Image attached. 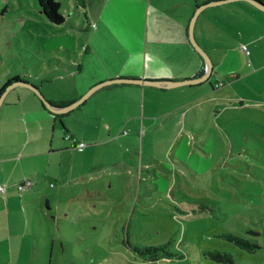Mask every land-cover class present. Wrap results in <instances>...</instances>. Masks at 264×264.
<instances>
[{"label": "rangeland", "instance_id": "374dc122", "mask_svg": "<svg viewBox=\"0 0 264 264\" xmlns=\"http://www.w3.org/2000/svg\"><path fill=\"white\" fill-rule=\"evenodd\" d=\"M58 1L62 24L51 23L35 0H0V84L14 75L27 81L54 77L60 71L48 69L50 53L75 62L65 46H99L105 31L87 24L83 1L91 15L104 11L103 24L118 22L109 10L127 9L140 37L150 0ZM158 1L151 0L150 10ZM40 89L45 95L46 85ZM180 98L189 111L178 127L151 128L152 136L140 128L122 147L103 145L97 161L110 170L91 182L57 183L61 192L51 186L50 209L28 241L26 264H264V117L258 123L255 111H232L226 126L212 115L205 127L207 115L194 116L199 103L189 93ZM200 203L209 207L199 210ZM225 232L259 248H242L220 236ZM164 244L172 257L151 260L142 251ZM213 249L231 252L233 263L206 255Z\"/></svg>", "mask_w": 264, "mask_h": 264}, {"label": "crops", "instance_id": "0c3cea01", "mask_svg": "<svg viewBox=\"0 0 264 264\" xmlns=\"http://www.w3.org/2000/svg\"><path fill=\"white\" fill-rule=\"evenodd\" d=\"M212 1L159 0L150 10V0L140 37L127 9L122 14L109 10L118 22L103 24L104 11L91 15L83 1L87 24H93L95 30L101 28L106 36L99 46L89 41H84L80 50L65 46L66 55L75 62L50 53L54 62H48V69L59 70V75L29 82L41 88L46 85V98L62 106L112 78L198 77L205 71V61L189 39V25L197 8ZM74 29L85 30L76 25ZM131 33L137 38L131 39ZM194 35L213 62L211 74L199 83L161 87L111 82L65 113L49 110L27 86L6 91L0 105V183L6 186L0 194V264L29 262L28 241L37 237V223L50 209L51 186L61 192L64 188L57 183L91 182L110 170L109 165L97 161L103 145L122 147L140 128L152 136L156 131L151 128L178 127L189 111L182 95L189 93L199 103L193 108L194 116L198 120L201 112L207 115L205 127L212 115L219 126H226V113L245 109L258 113L253 120L259 123V117H264V10L248 0L203 6L195 20ZM127 127L131 128L128 133ZM66 134L86 143L84 149L73 146ZM171 135L175 138L177 132ZM184 138L188 141L189 135ZM25 180H31L30 185L19 188ZM30 249L35 251L33 246Z\"/></svg>", "mask_w": 264, "mask_h": 264}, {"label": "water", "instance_id": "95a60500", "mask_svg": "<svg viewBox=\"0 0 264 264\" xmlns=\"http://www.w3.org/2000/svg\"><path fill=\"white\" fill-rule=\"evenodd\" d=\"M225 1H229V0H214L212 2H209L207 4H204L202 6H199L194 14V16L191 19L190 25H189V39L192 43V45L195 47V49L197 50V52L202 56V58L205 61V71L202 75L198 76V77H193V78H185V79H181V80H173V79H146V78H123V77H119V78H112V79H108L105 80L103 82H100L99 84L94 85L93 87H91L83 96H81L79 99L75 100L74 102H71L67 105H55L53 102H51L49 99L46 98V96L44 95V93L41 91L40 87L37 86L36 84L29 82L27 80H23V79H18L14 82H12L11 84H9L5 90L2 92L1 96H0V105L3 101L4 95L6 93V91L13 86L16 85H23V86H27L30 89H32L43 101V103L45 104V106L51 110L54 113H65L68 112L72 109H74L75 107H77L79 104H81L83 101H85L89 95L98 87H100L101 85L107 84V83H111V82H135V83H145V84H151V85H156V86H161V87H172V86H176V85H180V84H194V83H199L201 81H204L205 79L208 78V76L211 74L212 70H213V62L211 57L209 56V54L205 51V49L197 42L195 35H194V24H195V20L197 17V14L199 12V10L201 9V7L203 6H207L210 4H216V3H221V2H225ZM251 3H253L255 6H257L258 8L264 10V2L260 1V0H248Z\"/></svg>", "mask_w": 264, "mask_h": 264}, {"label": "trees", "instance_id": "16d2710c", "mask_svg": "<svg viewBox=\"0 0 264 264\" xmlns=\"http://www.w3.org/2000/svg\"><path fill=\"white\" fill-rule=\"evenodd\" d=\"M35 4L36 7L47 17V19L51 23L62 24L63 22H65V16L61 12V3L58 0H35ZM18 79H19L18 76L10 77L8 81L5 82L1 87L0 95L9 84H11L12 82ZM62 115L63 114H61V116ZM207 207H209L208 204L200 203L198 209L202 210ZM220 236L250 251H254L257 248H259V245L257 243L237 233L225 232V233H221ZM167 247L168 244L158 245V246H146L145 248H142V251L146 252L148 254V258L151 260L158 259L162 256L170 258L174 255V253L170 251ZM205 253L206 255L212 257L217 261H225V262L228 261L233 263V256L232 253L229 251H221L219 249H213V250H208Z\"/></svg>", "mask_w": 264, "mask_h": 264}, {"label": "built area", "instance_id": "2783aa9c", "mask_svg": "<svg viewBox=\"0 0 264 264\" xmlns=\"http://www.w3.org/2000/svg\"><path fill=\"white\" fill-rule=\"evenodd\" d=\"M246 49V46H243ZM65 138L71 140L73 146L79 148V149H84V147L86 146V143L82 142V141H77L74 137H72L70 134H66ZM31 180H25L24 182H22L21 184H19V188H24L28 185H30ZM5 188L6 186L3 183H0V194L5 192Z\"/></svg>", "mask_w": 264, "mask_h": 264}]
</instances>
